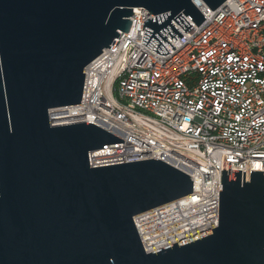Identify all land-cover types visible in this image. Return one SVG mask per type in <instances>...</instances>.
<instances>
[{"label":"water","instance_id":"1","mask_svg":"<svg viewBox=\"0 0 264 264\" xmlns=\"http://www.w3.org/2000/svg\"><path fill=\"white\" fill-rule=\"evenodd\" d=\"M216 9L226 0H202ZM142 42L159 54L165 36L205 16L192 0H0V264H264V170L221 169L218 221L145 251L133 217L193 189L159 158L92 166L90 150L123 139L87 121L52 125L49 110L80 102L84 67L133 7ZM163 12V13H161ZM139 13V12H138Z\"/></svg>","mask_w":264,"mask_h":264},{"label":"built area","instance_id":"2","mask_svg":"<svg viewBox=\"0 0 264 264\" xmlns=\"http://www.w3.org/2000/svg\"><path fill=\"white\" fill-rule=\"evenodd\" d=\"M200 24L165 36L159 54L142 42L149 13L136 6L130 27L83 69L82 97L49 110L52 125L87 121L123 139L90 150V165L159 158L186 172L191 192L133 217L145 251L217 224L221 169L264 170V0H192ZM139 12V13H138ZM163 13V12H161ZM59 116V117H58ZM61 119L65 122L57 123Z\"/></svg>","mask_w":264,"mask_h":264},{"label":"bare ground","instance_id":"3","mask_svg":"<svg viewBox=\"0 0 264 264\" xmlns=\"http://www.w3.org/2000/svg\"><path fill=\"white\" fill-rule=\"evenodd\" d=\"M58 117H59V116H58ZM56 122H57V123H61V122H65V120L57 119Z\"/></svg>","mask_w":264,"mask_h":264}]
</instances>
